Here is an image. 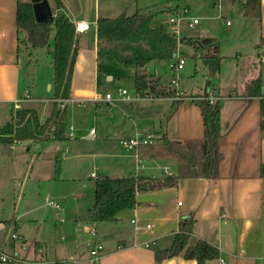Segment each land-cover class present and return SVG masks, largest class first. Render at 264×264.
<instances>
[{
  "label": "crops",
  "instance_id": "crops-1",
  "mask_svg": "<svg viewBox=\"0 0 264 264\" xmlns=\"http://www.w3.org/2000/svg\"><path fill=\"white\" fill-rule=\"evenodd\" d=\"M19 1L30 0H0V135L2 127L20 109H35L41 121H45L53 117L58 108L54 100L52 43L42 47L49 55L40 73L46 71L47 77H41L38 72L28 79L27 85L25 83L24 75L29 74L23 71L24 64H33L34 54L40 55L37 49L41 47H32L25 39V33H19ZM49 1L55 14L64 11L77 27L79 21L87 22L86 29L79 31V52L71 97L66 99L65 107L60 108L64 109L59 116L66 123V137L0 139V234H4L11 224L19 231L22 242L27 243L23 224L35 219L29 218V215L40 211L39 201L50 197L49 200L59 203L68 198L72 203L68 209L69 220L65 221L60 206L56 208L59 221L63 223L59 235L64 242L69 241L63 243L54 264L58 260L64 264H93L91 250L96 242L104 245L100 264H156V248L170 247L180 230L181 221L190 216L195 221L189 245L205 239L221 251L218 258L209 259L204 264H264V61L260 57L264 55V43L261 42L264 37V0H261L260 14L252 16L243 13L241 3L246 0H232L233 11L237 12V26L229 31L225 45L206 28L195 35L183 36L188 39L214 37V45H219V53L223 56L221 70L214 75L208 73V81L201 90H183L188 96L179 99H137L131 96L133 99H122L115 104L97 99L107 82L115 79L109 63L105 65L108 69L102 66L107 59L99 60L97 54V20L100 16H116L102 4H111L115 0H62L64 6L61 9L54 0ZM167 4L174 5L177 12L188 8L180 9L179 5L171 2ZM227 24L232 25L231 22ZM182 44L192 48L194 57H199L195 55L196 51L202 54L208 49L214 50L213 45L196 48L189 42ZM212 77L216 82L212 81ZM258 78L261 79V95L248 93L249 85ZM205 91L218 96L222 125L226 131L220 143L224 157L219 177H193L191 167L174 158H142L138 151L129 150L121 144L122 138L148 133L157 138L167 135L183 143L203 137L202 110L190 95ZM86 100L96 102L95 112L102 120L99 131L91 128L83 136L92 140L97 138L106 148L86 151L78 145L73 146L72 153H66L63 160L89 156L99 170L90 174L94 181L104 175H144L159 179L179 176L174 186L138 191L137 205L121 211L117 220L94 222L96 236L83 228V225L92 222L78 220L95 203V197L91 194L88 198L85 191L88 181L77 172L78 164L71 165L74 168L70 172L62 158L57 159L61 143L76 136L68 131L67 102ZM101 157L104 160L100 161ZM107 158L109 161H106ZM52 162L55 164L52 165ZM46 163L48 166H45ZM54 182H57V200L50 196L51 188L48 187V183L52 186ZM21 200L25 202L22 211L18 204ZM147 242L150 246H146ZM33 247L36 254L40 253L39 259L43 260L46 253L44 243L35 239ZM25 248L27 251L31 249L29 245ZM31 261L38 263V260ZM161 264L199 262L182 253L165 258Z\"/></svg>",
  "mask_w": 264,
  "mask_h": 264
},
{
  "label": "trees",
  "instance_id": "trees-1",
  "mask_svg": "<svg viewBox=\"0 0 264 264\" xmlns=\"http://www.w3.org/2000/svg\"><path fill=\"white\" fill-rule=\"evenodd\" d=\"M54 1L59 9L64 6L62 0ZM260 4L261 0H246L241 3L243 13L247 16L260 14ZM167 13L179 12L170 4H162L132 14H121L114 17L100 16L97 20L98 59L133 65L135 86L140 97L177 96L174 87L164 85L158 75L147 71V65L153 61L171 59L179 42H189L196 48L213 45V51L208 49L202 54L196 51L195 55L203 59L211 75L221 70L223 56L219 53V45H214L216 39L214 37H191L189 39L182 37L178 40L163 22L164 15ZM17 25L19 33H25V39L34 48L48 46L54 31V97L69 99L79 52V31L76 24L64 11H58L53 22H38L35 18L33 3L19 1ZM261 42L264 43V37ZM261 88V79L258 78L249 85L248 93L261 95ZM208 95L209 91L199 95H190L193 98L206 96V98L195 99L202 110L205 128L203 137L190 139L183 143L164 135L156 138L153 143L140 145L139 156L142 158H174L180 163L189 165L193 177H219L220 165L224 157L220 143L226 131L221 120V103L219 100L210 101L207 98ZM63 110L56 108L53 117L41 121L35 109H20L13 119L2 127L0 139L6 141L64 139L67 126L59 116ZM262 113L264 115V98H262ZM262 121L264 123V118ZM262 173L264 174V165ZM178 178V175H170L162 179L144 175L99 176L95 181V203L78 220L84 222L117 220L121 211L137 205L138 191L174 186ZM194 221L193 216L183 219L172 245L168 248H156V264H161L165 258L182 253L187 258L196 259L199 264L220 256L219 247L205 239H199L195 244L189 245ZM55 264H64V262L58 260Z\"/></svg>",
  "mask_w": 264,
  "mask_h": 264
},
{
  "label": "rangeland",
  "instance_id": "rangeland-1",
  "mask_svg": "<svg viewBox=\"0 0 264 264\" xmlns=\"http://www.w3.org/2000/svg\"><path fill=\"white\" fill-rule=\"evenodd\" d=\"M122 1L123 0H115L111 4L109 2L102 5L103 7L109 9L111 13L116 16L121 14H132L137 10L145 11L152 6L167 4L170 2L179 5L180 9L188 7L190 10L188 17L195 15L194 17H199L201 22L194 27H190L188 25V18H186L185 14L183 13L184 16L180 23L182 37L195 35L202 28H206L209 29L212 34H214L213 36L219 37L222 44L225 45L227 43L226 38L229 31L235 29L237 26V12L233 11L232 0H127V2L124 3H122ZM227 20H230L232 25L227 24ZM50 43H52V45L54 43V31L51 34ZM46 50L47 49H42V47L38 48L37 51H39L40 55L34 54L35 58L32 62L33 64H24L23 71L26 74H29L27 76L24 75V77H26V85L29 82L28 79L36 76L38 72L41 77H47L48 74L46 71L40 73V68L43 66L46 58H48L49 55ZM191 52L192 48L181 44L180 54L185 57L186 63L184 68L179 72L174 71L172 68V64L175 59H162L153 61L147 65V71L156 73L164 85L172 86L175 89L176 85L174 84L173 80L178 76L179 88L182 91L187 90L188 92H191L190 90L192 88L194 90H201V88L205 86L206 81H208L207 76L209 70L206 66H204L202 58L194 57ZM107 63H109L111 66L110 68L114 73L115 79L107 82L106 87H104V89L99 92V99L104 100L107 92L112 93L114 96H118L119 89L123 88H126L132 97L140 99L137 95L135 86V67L129 64L105 60L102 63V66H104L105 69H108V67L105 66ZM195 69H197V71ZM211 79L212 81L216 82L215 77H212ZM95 103V101L89 100L83 102H67L68 109L66 114V122L68 124V131L73 132L72 136H76L72 137V139H67L68 141L66 140V143H61L59 146L60 149L58 151L59 157L57 156V159L59 158V160L62 158L61 160L63 161V164L68 170H70V172H73L74 168V166L71 165L74 163L79 165L77 172L83 176L85 181H88V187L85 188L88 198L91 194L93 198L95 197V178H91L90 174L93 170H96L97 172L99 171L96 167V164L91 161L89 156L69 160H63V158L66 153L71 154L73 151V146L77 145L86 151H96L106 148L103 142L97 138L92 140L83 136L91 128H95L98 131L100 130L102 118L96 115ZM112 103L115 104L116 102ZM104 107L106 109L109 108L108 106ZM71 125L73 126L72 129L70 128ZM102 159L104 160V158L101 157L100 161H102ZM106 161H109L108 158ZM54 164L55 163L52 162V165ZM45 166H48V164L46 163ZM54 183L55 184H52V186L50 183H48V187L51 188L50 196L55 197L57 200V182ZM49 198L45 197L43 201H39L38 204L41 205V209L38 213L29 215V218L34 217L35 219L24 221L23 226L25 227L24 230L27 233V243L22 242L19 231H16L15 227L11 224L7 226L4 234H0V248H3L8 252H16L20 258L14 262H0V264H23V260L25 259L34 261L38 260V263L36 264H54L61 247L64 245L63 243H66L69 240L64 242L61 239V235H59V229L62 228L63 223L59 221L60 216L57 213L58 209L50 204ZM24 203L25 202L23 200L18 202L21 211ZM59 204L65 221L69 220V210L72 207L71 200L68 198L65 200H60ZM13 233H17L20 236V239L15 240L13 238ZM5 238L6 241H4ZM35 239H39L44 243V249L46 253L43 260L39 259L40 253L36 254V252H34L35 250L33 247V241ZM26 245H29L31 249L27 251L25 248Z\"/></svg>",
  "mask_w": 264,
  "mask_h": 264
},
{
  "label": "built area",
  "instance_id": "built-area-1",
  "mask_svg": "<svg viewBox=\"0 0 264 264\" xmlns=\"http://www.w3.org/2000/svg\"><path fill=\"white\" fill-rule=\"evenodd\" d=\"M183 13L185 14V17L188 18V25L190 27H194L195 25L200 23L199 17H194V16L188 17V13H189L188 8H186L184 11L179 12V13L168 14L167 16H164V18H163V22L167 26L169 32L173 36H175L178 40H180L182 38L180 23H181V19L184 16ZM230 22H231L230 20L227 21V23H230ZM86 27H87L86 21H84V20L79 21L78 27H77L78 31H83L86 29ZM181 44L182 43L179 42L178 47L173 52V55L171 58V59H175V61L172 64V68L176 72H179L181 69H183L184 65L186 63L185 57L180 54ZM260 57L264 61V55H260ZM173 82L176 85V92H177L176 98H178V99L184 98L185 97L184 92L179 88L178 76L175 77ZM138 97H140V96L138 95ZM202 98H206V96L197 97L195 99H202ZM207 98L210 99V101H212V102L218 100V96L212 92H209V95ZM97 99H99V97H97ZM122 99H128V100L133 99L126 88L119 89L118 96H114L112 93L107 92L105 95V98H104V100L107 102H116V101H119ZM54 100L57 103L58 108H64L65 107L66 99L55 98ZM93 132H94V130H93ZM156 138L157 137L154 134L148 133V134H144V135H137V136H134L131 138H122L121 144L129 150L138 151L140 145L153 143L154 141H156ZM93 175H95V174H93ZM50 204H52L55 207L60 206V204L55 200H50ZM83 228L86 229V231L89 232L91 235H93V236L97 235V229H96L94 222L87 223V224L83 225ZM13 238L15 240H18V239H20V236L17 233H13ZM146 246H150V243L147 242ZM103 248H104V245L101 242H96L95 245L93 246V248L91 250V254L93 257V264H100L99 260H100L101 251L103 250ZM19 259L20 258L16 252H8V251L4 250L3 248H0V262H14V261L19 260ZM23 264H35V262L28 260V259H25V260H23Z\"/></svg>",
  "mask_w": 264,
  "mask_h": 264
},
{
  "label": "water",
  "instance_id": "water-1",
  "mask_svg": "<svg viewBox=\"0 0 264 264\" xmlns=\"http://www.w3.org/2000/svg\"><path fill=\"white\" fill-rule=\"evenodd\" d=\"M33 3L35 18L38 22H53L55 13L49 0H30Z\"/></svg>",
  "mask_w": 264,
  "mask_h": 264
}]
</instances>
